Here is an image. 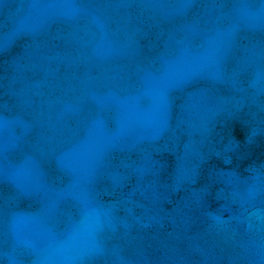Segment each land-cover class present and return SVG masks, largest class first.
<instances>
[{
  "label": "water",
  "instance_id": "1",
  "mask_svg": "<svg viewBox=\"0 0 264 264\" xmlns=\"http://www.w3.org/2000/svg\"><path fill=\"white\" fill-rule=\"evenodd\" d=\"M0 264H264V0H0Z\"/></svg>",
  "mask_w": 264,
  "mask_h": 264
}]
</instances>
